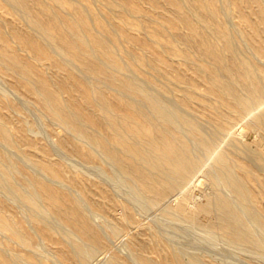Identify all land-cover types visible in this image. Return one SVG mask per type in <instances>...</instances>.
<instances>
[{
  "label": "bare ground",
  "instance_id": "obj_1",
  "mask_svg": "<svg viewBox=\"0 0 264 264\" xmlns=\"http://www.w3.org/2000/svg\"><path fill=\"white\" fill-rule=\"evenodd\" d=\"M6 1H8L9 5L11 4L21 11H24L28 16L29 21V26L27 27L36 30V33L31 36L32 41L27 40V42L23 39L22 42H19L20 44L17 43L19 44L18 47L21 48L23 45V48H29L32 51L33 57L44 62L48 61L47 65L50 67L54 64L56 67L62 68L64 72H67L63 74V78L60 76V79L56 77L53 78L49 73L45 75V73L41 74L36 72L32 67L33 65L25 62L15 49L9 47L8 39L5 37L4 32L0 27V65L5 66L10 70V74L8 73L6 76L18 81V83L21 84V88L24 89V92L31 97L33 96L41 104L40 106L44 108L46 113L60 121L65 127L71 129L76 134L86 138L88 142H90L88 143L90 146L91 144L92 146L94 145L93 149L95 146L99 147L98 149H101L112 160V162L118 166L120 172L137 185L139 187L137 188L142 190L138 191L143 192L145 194L144 196H146L152 203L159 204L163 200L167 202L165 197L168 194H173L174 191V194L176 195V189H179L181 185L190 181L196 171L198 172L197 169L202 163V158L197 155L199 153H195L194 148L195 145L201 146L207 154L214 157L215 163L218 166L217 169H219L220 179L236 193V197L242 205H244V209L240 210L239 208L241 206L237 208L228 195L218 192L213 195L215 196L213 198V203H207L196 208L190 207L188 204L189 201L187 202L186 197H182L181 200L180 198H177V194L176 198L180 201L174 197L178 203L175 206L170 205L172 206V210L174 209L178 213H183L190 221H195L199 213H209L215 209L216 214L210 219L211 226L215 225L220 228L222 233L234 242H239L242 245L244 244V246H251L264 252L263 236L256 233L254 226L251 225L252 223L250 222V224L247 220V217L249 216L253 223L260 225L262 232L264 233V210L261 208V210H258L259 207H257L259 201L264 199L263 174L258 173L253 165L238 162L237 160L230 161L228 159L229 155L227 156L226 152L219 151V149L216 150L217 148L215 149V141L219 137L220 132L225 130L229 131L233 121H235V113L229 110V106H235L240 111L248 113L253 111L255 108L254 106L257 103L263 105L262 102L264 101V69L257 66L254 61L247 57L248 55L245 56L242 54L245 49L244 45L223 19V14L227 13L225 0H172L175 16L184 21L189 29V34H185V40L192 45L193 48H191L198 52L201 57L208 60L207 63H203L194 59V55L189 54L190 52L184 53L186 60L192 62L194 65L195 78H204L206 80L207 95L216 98L220 102L222 108L221 113L223 115L221 114L222 117L216 119L213 129L209 126L211 131L205 130L207 125L203 127V124L205 125V123L198 122L200 120L197 121L196 117L189 114L192 113L191 111L193 110L187 113L186 111H183L185 106H182L181 110L179 109V103H173L174 105L179 104V107L170 104L168 101L169 98H167L169 94H166L167 96L165 95V89H163V86L157 85L156 83L153 84V87H151L152 85L148 86V80L147 82L146 80L144 81L147 83L146 85L141 82L142 80L139 81V79H141L140 76L138 79L135 76L124 72L125 66L127 65L124 66L123 62L120 60L121 57L119 58L117 56L119 54L115 52L116 48L114 50L111 43L108 44V37L106 38L107 35L105 36V40L102 36L95 35L97 34V31L95 34L91 33L90 20H93L96 16L90 18V15V17H88L89 14L86 10H90L86 9V6V10L84 7H73L75 13H72L75 16L61 19L58 15V11L56 12L55 8H53V2L56 4H62L63 6V3L68 2L67 0H52V3L48 0ZM112 1L113 0L110 1V4H113ZM255 1L260 13L259 21L250 18H247V21L251 25L253 32L259 36V41H257L255 45L257 50L264 51V38L261 36L262 33H264V4L260 0ZM32 2L37 3V5H32ZM121 4H124V2ZM59 6L61 5H58V7ZM112 6L113 5H111V7ZM35 7H37L36 10ZM115 8L116 7L114 6L113 9ZM40 13L42 16H40ZM98 19L99 18H97V20ZM98 22L107 32H112L106 25H104L105 23L103 24L102 21L100 22L99 20ZM94 23L96 25V22ZM94 23L92 26L96 27L97 25L95 26ZM233 24L234 26L236 25L234 22ZM96 30L98 29L96 28ZM27 32L23 35H27ZM111 35H113V32ZM117 35L118 34L116 33V36ZM174 37L175 35H173V38ZM28 38L30 39V37ZM175 41H177V39H175ZM113 44L115 46V43ZM184 51L185 50H183V52ZM136 59L134 61H137ZM138 60L142 61V58ZM75 67L79 69L78 71H80L81 74L76 72V69H74ZM138 70L136 69V71ZM152 81L149 82L152 84ZM73 87L77 88L79 91L78 95H75L76 93L74 94L72 92ZM106 87L107 89H105ZM108 89L111 90L109 91ZM65 93L69 96L66 97ZM187 97L190 98L188 95ZM189 104L190 103L188 102V105ZM261 109L262 110L259 108L260 111L254 114V121L264 127V106ZM97 127H101V129ZM13 129V126L8 123L3 112L0 111V143L3 146L5 145V147L7 145V147H15V149L19 148L22 150L23 146L28 144L27 137H25L26 135L24 136L23 133V135L20 134L16 137V133ZM72 142L79 153L88 157L93 155V151L90 148H84L74 143V141ZM245 148L243 147L242 150H245ZM248 148L249 147L246 148L247 151L252 150V152L249 151L250 160H254L258 169L264 173V152L261 150L254 151L253 149ZM4 149L0 146V186L2 185L5 187L8 192L13 194V196L15 195V197H17L15 198L16 200L20 199L22 202H25L31 208V211H29L30 209H28V206L24 205L25 203L23 204L20 201V205L23 204L24 210H28V213H33V209L39 210L38 213L40 212V214L34 211L35 213H33L32 217L29 214L26 216L27 218L24 217L28 219V216H30L34 228L36 227L37 229L42 230L47 240H58L57 235L61 234L57 230V228L60 227L59 224V227H56L58 223L56 222V217L59 221L61 220V222L63 221L70 226L72 231L74 230L75 233L77 232L76 234L68 235L69 237L67 236L68 239L72 241H69V243H72V249L70 252L73 251L71 253H74L76 256L74 264H89V258L91 259V255L95 248L103 249L107 247V238L106 240L104 239L101 232L92 222L90 217L91 214H89L88 209L85 206V201L83 202V199L81 198L82 196H70L67 192V195L71 198H69L68 201L62 199L63 194L62 196L58 195V186L55 182L54 184L57 187L55 188L56 191L52 189L53 186L51 187L47 184L50 182L47 181V183H45L44 181L46 180L44 179L43 181V179L38 177L37 173L36 175L32 174L30 177L23 173L27 176V178L24 176L27 181V188L21 187L22 184L19 186L20 183L18 185V181H16L18 177L15 178V174L18 172L19 168V166H17L18 162H16L13 157L15 150H13L14 153L12 155L8 148L7 150ZM16 150L18 151V149ZM246 150L245 153L247 154ZM24 152L26 153L25 149ZM30 152L32 153V151H29V153ZM29 153H26L29 159L24 153H22V156L26 157L28 161L32 160V164L36 163V166L38 164L53 173L49 163L41 162L36 156ZM73 156L75 157V155ZM246 158L248 157L246 156ZM63 168L64 167H62V169ZM57 179H59V177ZM53 180L55 181V179ZM60 180L61 182L63 181L61 178ZM51 184L53 185V182ZM3 187H1L0 190ZM77 190L80 189H76V191ZM80 191V194L78 192L76 193H78V195L86 194L85 192L82 193L84 190ZM65 193L66 190L64 194ZM228 193H231L229 192V189ZM2 194L5 195V193ZM107 194L105 198L112 204L114 200L107 196ZM171 196L170 198H173ZM231 196H233V194ZM83 197H85V195H83ZM40 199L44 200V206L40 205ZM95 205V207L98 208L101 206V204L98 203ZM103 206L104 205H102V207ZM47 210L53 212L55 215L51 217L50 215L52 214L50 212H48L50 215L46 214L47 216H50L52 221L55 219L53 224H56V226H54L52 222L50 223L48 220L49 218L47 217V219L44 215L43 212ZM177 212L176 214H178ZM96 216L94 217L97 221ZM130 217L126 216L119 222L117 221L118 224L114 231L127 227L130 223ZM140 224L142 223L140 222ZM210 224L208 225L210 226ZM28 225L31 226L32 224L28 223ZM29 226H26L22 220H17L11 209L6 211L0 204V232H9L10 235L16 238V240H18L24 248H27V250L35 245L33 231H31L32 228ZM129 226L131 227V225ZM27 227L30 228V230ZM61 227H63L62 231H66L67 228L64 226ZM72 231L68 229V232L66 233L71 234L69 232ZM34 232L36 231L34 230ZM64 233H62L63 237L65 236ZM77 234L80 236L79 238ZM151 236L154 240V250L152 251H156L155 253L160 256L163 255V259L160 262H156L161 258H156L157 260H155V257L153 256L156 254L154 253L155 255L153 256L150 254L151 252L147 247H149L151 243H146L149 244V246L141 243L140 249L137 250L136 260L138 261H136V263L195 264L191 260H185L179 249L171 247L170 242L168 244L165 239L164 241L161 240L156 233H153ZM58 243L60 245L64 244L62 239H59ZM60 251L63 252L64 249ZM111 257L109 264H132L127 258H119L120 256L118 257L113 254ZM133 257H135V255ZM156 257L158 256L156 255ZM19 260L20 264L22 260H24L25 264H42V261H38L32 256L22 255L16 250V248L10 246L7 241L0 237V264H17Z\"/></svg>",
  "mask_w": 264,
  "mask_h": 264
},
{
  "label": "rangeland",
  "instance_id": "obj_2",
  "mask_svg": "<svg viewBox=\"0 0 264 264\" xmlns=\"http://www.w3.org/2000/svg\"><path fill=\"white\" fill-rule=\"evenodd\" d=\"M48 1L50 3L53 2L52 0H48ZM67 1L68 2L63 3V6L62 4H56L53 2V6H54L53 8H55L56 12L58 11V15L60 16L61 19H66L69 18L70 16L74 17L75 15L73 13H75L74 10L75 6L84 7V9L86 6V9L90 10L88 11L85 9L86 12L89 14L88 17H90V15H91L90 18H92V16L93 17L96 16L94 18L96 20L93 19L94 21L92 19L90 20L89 18L91 22V33L95 34L97 31V34L95 35L97 36L99 35L100 37L102 36L103 38H105V36L107 35L106 38L108 37L107 38L108 44L111 43V46L114 48V50L116 48L115 52L119 54L117 56L119 58L121 57L120 60L123 62L124 66L127 65L125 66L124 72H127V74L133 75L138 79L140 76L141 79H139V81L142 80L141 82L145 83L146 85H147L146 82L148 80L149 83L148 86L152 85L151 87H153L154 86L153 84L155 83L157 85L163 86V89H165L164 90L165 95L169 94L167 98H169L168 101L170 104L174 105L176 103H179L180 107L179 104L174 105L176 107H179V109H181L182 106L187 107V108L185 107L183 108V111L184 112L186 111L187 113L193 110L191 111L193 114L192 113L189 114L196 117L197 121L200 120L198 122L205 123V125L203 124V127L206 125L208 126L205 127L206 128L205 130L211 131L209 126L212 127L211 129L214 128V123L216 119L221 118L223 115L221 113L222 108L220 102L216 98L207 95L206 80L204 78L203 79L195 78L194 65L192 62L186 60V58L184 57V53L190 52L189 54L194 55L193 57L194 59L203 63H207L208 60H206L204 57H201L198 52L192 49L193 48L192 45L185 40L184 38L186 36L185 34L187 35L189 34V29L184 21H182L177 16H175L172 0H113L112 1L113 4H110L111 0H73V1L67 0ZM225 1H226L225 5L227 7L226 12L227 13L230 12V13L223 14V19L225 20L227 25L235 32L236 36L244 45L245 49L242 54H244L245 56L248 55L247 57L250 58L252 61H254V63L257 66L264 69V54H263L264 51L257 50L255 46L256 42L259 41V36L255 32H253L251 25L247 21V18L259 21L260 13L258 11L256 1L255 0H225ZM260 1L264 4V0H260ZM122 2H124V4H121ZM34 3L35 2H32V5L36 6L37 3L35 4ZM58 5L61 6L58 7ZM111 5L113 6L111 7ZM114 6L120 9H116V8L113 9ZM36 9L37 7H35V10ZM89 12H91L92 14ZM25 14L26 13L24 11H21L17 7H14L11 4L9 5L8 1L0 0V27L3 30L5 37L8 39L9 47L15 49L18 55L25 62L33 65L32 67L36 72L41 74L45 73V75L49 73L53 76V78L56 77L60 79V76L61 78H63L62 77L64 76L63 74L67 72L66 71L64 72L62 68L56 67L54 64L52 67H50L49 65H47L48 61L44 62L40 59L38 60L36 57H33L32 51L29 48H23V45L21 48L18 47L20 44L19 42H22L23 39H25L26 41L27 40L32 41L31 36L36 33V30H33L31 27H27L29 26L28 25L29 21L27 14L26 15ZM229 15H231L232 17ZM40 16H42L41 13ZM97 18H99L98 20L100 22L102 21L103 24L105 23L104 25H106L109 28V30L113 32L114 36L111 35L112 32H107L103 28V26H101ZM94 22H96L97 26L95 25ZM233 22L236 23L237 26L236 25L234 26ZM93 23L96 27L92 26ZM96 28L98 30H96ZM162 28L164 31L162 30ZM237 28L239 29V32ZM99 30L101 33L99 32ZM26 32L29 35L28 34L23 35L26 34ZM115 32L118 34L117 36ZM173 35H175L174 38ZM261 36L264 38V33H262ZM28 37H30V39ZM109 37H111L112 39ZM109 39H111L112 41ZM175 39H177V41H175ZM113 43H115V46ZM183 50L185 51L183 52ZM136 58L138 59L142 58V61H139ZM135 59L137 61H134ZM136 62L139 63L137 64ZM56 69L59 71H57ZM74 69H76V72L78 74H81V72L78 71L79 69H77V67H75ZM136 69L137 70L140 69V70L136 71ZM9 72L10 70H8L5 66L0 65V87H1L0 111L3 112L8 123L11 126H13L14 128L13 130L16 133V137H18L20 134L23 133L24 136L26 135L25 137H27L28 144L24 145L25 147L23 146L22 149L23 151L20 150L19 148H16L18 149L17 151L15 147L11 148L10 146L7 147V145L5 147V145L3 146L1 143L0 146L3 149L5 147L6 150L8 148L9 152L11 151L12 155L14 153L13 150H15L13 157L14 160L18 162L17 166H19L18 172L16 173L18 175L15 174V178L18 177L17 178L18 180L16 179V181H18L17 183L18 185L20 183L19 186H21L22 184L21 187L27 188L26 187L27 176L30 177L32 174L36 175L37 173L38 177L43 179V181L44 179L46 180L44 181L45 183H47V181L50 182L47 184H49V186L51 187L53 186L52 189H54L55 191H56L55 188H57L56 185L58 186L57 192L59 193L58 194L59 196H62L63 194V198L61 197L62 199L68 201L69 198H71L70 197L71 195L76 197L82 196L81 198L83 199V202L85 201V206L87 207L89 214H91L90 217L92 222L94 223L96 228L101 232L104 239L106 240L107 238L106 240L107 247L103 249L95 248L91 255V259L89 258L90 261L89 264H109V261L112 258L111 257L112 254L118 257L120 256L119 258H125V259L127 258L132 264H138V262L136 263V261H138L136 260L137 259L136 255H137V250L140 249L141 247L140 246L141 243L145 244L146 246H149V244L151 243L150 246L147 248L150 250L151 252L150 254L152 256L155 254L158 256V257H156V255L153 256L155 257L154 258L155 260L161 258L160 260L158 259L159 261L158 260L156 261V262H160L163 259V255L160 256L157 253H155L156 251H152L154 250L153 247L154 240L151 236L153 235V233H156L161 240L164 241L165 239L166 243L169 244L170 242L171 247L179 249L181 254H183L182 256L185 260H191L195 264H264V252L254 247L247 245L244 246V244L242 245L239 242H234L230 240L226 235H224L220 230V228H218L215 225L211 226L210 219L215 216L216 214L215 209L211 211L212 213L211 212L199 213L197 216L198 219L196 218L195 221H190L183 213L181 212L178 213L174 209L172 210V206H175L178 203L177 200L179 199L177 198H180L181 200L182 197H186L187 202L189 201L188 204L190 205V207L196 208L201 205H205L207 203H213V198L215 197L213 195H215L218 192L228 195L233 200L237 208H239V206L242 207L239 208L240 210L244 209V205H242V203L237 199L236 193L232 189H230L225 183H223V181L220 179L219 169H217L218 166L215 163L214 157L211 156L210 154H207L201 148V146L195 145L194 148L195 153L196 154L199 153L197 155H199L202 158V163L197 169L198 172L196 171L195 175L190 179V181L181 185L179 187L180 190L176 189L177 190L176 192L178 194V195L176 194L177 198L176 195L174 194L175 192L173 191V194L170 195L168 194L165 197L167 202L163 200L159 204L152 203L146 196H144L145 194L141 192L142 190L138 189L139 187L137 185H135L127 176L123 175V173L120 172L118 166L115 165L112 162V160L101 149H98L99 147L95 146V148L93 149L94 145L92 146L91 144L90 146V144H88L90 142H88L86 138L76 134L71 129L65 127L64 124H62L60 121L54 119L52 116L46 113L44 108L40 106L41 104L33 96L31 97L26 92H24V89L21 88V84H19L18 81L10 78L9 76H6ZM195 79L197 82L195 81ZM145 80L146 82H144ZM149 81L150 82L152 81V84ZM105 89H107V87ZM108 90L110 91L111 89ZM72 92L74 94L76 93L75 95L79 94L77 88L74 87ZM65 95L66 97L69 96L67 93H65ZM187 95L190 96V98L187 97ZM35 101H37L38 103ZM188 102L190 103L189 105ZM262 103L263 105L261 103H257L254 106L256 109L254 108L252 112H248V113L240 111L235 106H229L228 107L229 110L235 113L234 114L235 121H233L230 130L228 129L229 131L225 130L223 132H220L219 137L215 141V149L217 148L216 150L219 149V151L226 152L227 156L229 155L228 159L230 161L237 160L238 162L253 165L256 171L258 173L263 174L264 177L263 171L258 169L255 161L250 160L249 158L250 150L248 151L246 150V148L249 147L254 151L261 150L262 152H264V145H263L264 137H262L264 136L262 135L264 134V127L254 121V114L262 110L261 108H263L264 106V101ZM257 107H259L260 110ZM97 128L101 129V127H97ZM32 132H34L35 134ZM72 141H74V143L80 145L81 147L90 148L93 151V155L88 157L83 155L82 153H79L78 150L74 147ZM69 142H71L72 144ZM243 147L244 148L246 147L245 150L247 154L245 153V150H242ZM24 149L27 154L29 153V151H32V153L30 152L29 154L36 156L39 159V161L49 163L53 170L54 175L51 171L44 169L42 166L38 164L36 166L35 165L36 163H34V161H33L34 164L31 163L32 160L28 161L29 158L27 157V154L24 152ZM250 152H252V150ZM22 153H24L28 159L22 156ZM73 155H75V157ZM246 156L248 158H246ZM22 158L23 159L26 158V159L23 160ZM62 167L64 168L66 167V168L62 169ZM31 172H35V173H31ZM23 173L26 174L27 176H25ZM20 175L23 177H21ZM24 176L26 178H24ZM58 177L59 179H57ZM60 178L63 180L62 182ZM53 179H55V181ZM52 182L53 185L51 184ZM54 182L56 185L54 184ZM1 187L3 186L1 185L0 188ZM80 187H82L83 189ZM4 188L5 187H3L0 190V199H1L0 204L3 207V209H5L6 211L11 209L15 214L17 220H22L26 226H29L28 223L32 224L29 227L33 229L34 226L33 223H31V219H32L31 217L33 213L35 212L38 213L39 210L33 209L32 210L33 213L31 214L28 213L29 211H31V208L25 202H22V200L20 199H18L19 201L16 200L15 198L17 197H15V195L13 196L12 193L8 192L6 188L5 189ZM76 189L84 190L82 193L85 192L86 194L78 195V193L80 194L81 191L80 190L76 191ZM228 189L229 192L231 193H228ZM65 190H66L65 193L66 195L64 194ZM67 192L68 195L70 196L67 195ZM2 193H5V195H3ZM106 194L107 196H109L114 200L112 204L111 202L106 200L105 198ZM232 194L233 196H231ZM6 195L9 196L7 197ZM83 195H85V197H83ZM170 196L173 198H170ZM234 199L237 202H235ZM20 201L23 204L25 203L24 205L28 206L29 208L28 207L27 208L30 210L29 211L28 210L26 211V209L24 210V205L23 204L20 205ZM16 203H18L19 206ZM40 203L41 206H44V200L40 199ZM97 203L101 204L99 208L95 207L96 206L95 204ZM102 205L104 206L102 207ZM257 207H259L258 210L261 209L264 210V199H261L259 201ZM48 212L50 211L47 210L43 213L46 216V218L47 217L49 218L47 219L50 221V223L52 222L53 224L55 219L54 221H52L50 216L53 217L55 215L53 214V212H50L52 215H50V213L48 214ZM176 212L178 214H176ZM28 214L31 215V217L28 216L29 218L26 219L27 218L26 216ZM38 214H40V212ZM46 214L50 216H47ZM94 216L97 217V221ZM126 216L129 217L131 216L130 223L128 224V226L114 231L118 222L123 218H125ZM248 217H247L248 222L252 223L250 224L254 226L256 233H259L260 236H263V240H264V233L262 232L260 225L257 223H253L251 221V218ZM56 219H57L56 222H58L57 226L56 224L53 225L56 227L60 226L59 227L60 231L59 228H57V230L59 233H61L60 234L61 236L59 234L57 235V239L58 240L62 239V242L65 244L66 247L64 246V244L60 245L58 243V240H54V241L47 240L43 234V231L37 229L36 227L33 230L31 229V231H33V235L35 238V245L33 247L28 248V250L27 248H24V246H22L21 243L18 240H16V238L11 236L10 233L7 231H1L0 237H2L5 241H7L10 246L16 248V250L19 251L22 255L32 256L36 260L42 261L41 262L42 264H60V263L74 264V262L76 261V256L74 255V253H71L73 251L70 252V250L72 249V243H69V241L71 240L68 239L69 237L68 235H73L76 234L77 232L75 233L74 230L72 231L71 230L72 228L70 226H68L63 221L61 222V220L59 221L57 217ZM140 222L142 224H140ZM208 224H210V226ZM100 225L102 226V228ZM129 225H131L132 228ZM61 226L67 228L66 231L63 230L65 233L62 231L63 227ZM28 229L30 230V228ZM68 229L72 231L69 232L71 234L66 233L68 232ZM34 230L36 232H34ZM62 233H64L65 235L64 237ZM79 237L80 236L78 235V238ZM144 240L147 242H145ZM148 242L149 244H146ZM109 247L111 250L109 249ZM61 248L64 249L63 252L60 251L63 250ZM106 249L109 250L107 251ZM134 255L135 257H133ZM22 261L21 264H25L24 260ZM17 264H20V260L18 261Z\"/></svg>",
  "mask_w": 264,
  "mask_h": 264
}]
</instances>
